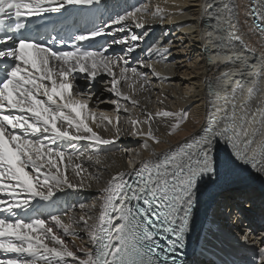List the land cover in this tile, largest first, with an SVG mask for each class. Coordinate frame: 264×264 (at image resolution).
I'll return each mask as SVG.
<instances>
[{
    "label": "snow or ice",
    "instance_id": "6c2138e0",
    "mask_svg": "<svg viewBox=\"0 0 264 264\" xmlns=\"http://www.w3.org/2000/svg\"><path fill=\"white\" fill-rule=\"evenodd\" d=\"M100 3L0 0V46L11 42L10 47H0V212L9 214L0 217V252L15 254L14 258L0 259V264H182L177 256L186 247L195 211L209 187L227 182L240 164L264 174V0H247L242 6L231 0H213L206 6V10L214 9L216 20L215 29L207 33L213 46L234 50L238 60L243 53L245 68L250 60L256 63L247 77L241 71L240 78L230 85L225 73L226 82L211 94L208 120L201 133L160 153L153 146L163 141L155 135L153 123L164 118L162 122L170 128L167 135L171 136L187 121L188 113L183 109L162 110L155 115L142 111L143 120L132 116L128 105L132 109L139 106L133 78L143 89L145 76L126 66L125 57L106 55L107 46L103 50L80 46L112 36L113 31L96 27L76 33L71 37L73 48L68 51H57L23 34L28 28L27 18ZM237 7L242 8L241 13ZM159 12L157 7L151 15ZM146 13L147 6L136 8L117 16L112 25L131 21L141 28ZM241 14L247 31L241 25ZM139 39L133 34L111 43L126 45L125 51L131 53ZM53 42L64 44L55 35L48 41ZM224 60L234 62L231 56ZM140 63L159 77L150 64ZM101 73L111 77V88L106 91L118 97L108 101L115 105L112 114L100 111L97 115V110L90 107L94 93L76 82L77 74H81L91 85ZM122 81L128 92L121 91ZM121 110L128 113L125 119L131 135L143 138V143L141 151L127 157L125 170L112 172L105 179V173L90 171L84 162L103 163L99 146L113 144L119 138ZM92 125L105 131L112 125L116 137L104 138ZM140 125H147V131ZM82 141L91 146L88 151L76 150ZM63 144H71L74 151H67ZM218 144H224L227 151L220 154ZM142 152L149 154L147 159L141 158ZM69 169L76 182L70 179ZM86 182L89 188L96 183L101 195L89 206L91 211H82L78 218L69 215L65 222L59 214H53L49 223L41 216L28 221L17 216V210L27 211L36 199L51 202L58 191L84 188ZM230 199L235 204L228 207H235L238 213L235 222L244 245L256 247V264H264V234L257 238L250 227H243L244 204L250 201L243 193ZM80 207L83 210L85 206ZM81 229L90 247L73 250L65 237L75 239ZM77 251H84L85 256H77Z\"/></svg>",
    "mask_w": 264,
    "mask_h": 264
},
{
    "label": "bare ground",
    "instance_id": "6f19581e",
    "mask_svg": "<svg viewBox=\"0 0 264 264\" xmlns=\"http://www.w3.org/2000/svg\"><path fill=\"white\" fill-rule=\"evenodd\" d=\"M212 2L213 0H111L112 8L117 16L147 6V13L143 16L145 20L143 27L136 28L131 21H125L120 26L125 29L122 32L125 38H130L131 35L135 34L140 39L135 42L133 52H125L124 55L117 54V56L127 57L131 54L132 57L127 59L128 64L126 66L136 68L146 78L143 89H141L139 81H135L133 78V86L136 90L134 98L139 101V106L132 109L131 105H128L132 116L143 120L142 111L151 112L155 115L162 110L176 112L183 109L188 113L187 121L180 130L171 136L167 135L170 128L162 122L164 118L153 123L155 135L163 141L162 144L153 146L157 153L170 147L174 148L177 143L183 142L187 137L199 135L208 120L207 110L211 107L209 101L213 98L211 94L219 90L226 82L224 74H228L227 82L230 85L231 82L240 78L239 73L241 71H244V75L247 77V72L252 70L251 65L256 63V61L250 60L248 67L245 68L243 53H240L238 60L234 50L213 46L211 38L207 37V33L213 31L216 26V20L213 18L214 9L206 10V6ZM231 2L238 6L247 4V0H231ZM157 7L160 9L159 14L157 16L151 15V13L156 12ZM237 12L241 13L242 8L237 7ZM239 19L242 27L247 31V27L243 25L244 16L242 14ZM250 23L251 21H249ZM129 43H132L130 39ZM143 48L146 50L143 51ZM193 52L200 54L201 62L194 60V58L191 59ZM218 53H220L219 56ZM259 55L260 52L257 50V58ZM225 56H231L234 62L225 61ZM141 61L145 65L150 64L160 74L159 77L153 75L150 68L142 66ZM99 76L105 77L103 83L108 84L111 88V77L106 73L98 74L97 77ZM79 78L81 79V74L77 75L76 82L82 88ZM119 87L123 92L129 91L123 81ZM107 95H105L106 99L110 96H113V100L118 99L114 94L110 95V92ZM120 102L128 104L127 101L121 100ZM100 107H103L102 111L107 109L105 104ZM113 107L115 109V105ZM105 112L112 114L110 111ZM120 115L121 134L119 138H116L113 144L99 146V154L104 157L103 163L95 165L86 160L84 162L90 171L99 170L105 173V179L112 172L125 170L127 157L136 151H141L140 145L143 143V138L131 135V126L125 119L128 113L121 110ZM92 127L104 138L113 139L116 137V131L112 125H108L107 131L104 128H96L95 125ZM147 127V125H140V128L145 132ZM61 146L69 152L74 151L71 144ZM90 147L82 141L76 145V150L88 151ZM217 151L223 154L227 151L226 146L218 144ZM148 155L147 152H142L141 158L147 159ZM68 175L70 179H73V182H76L77 178L71 169H69ZM229 187L230 189H228ZM236 193H243L245 198H253L259 201V194L264 195V174L240 164L233 170L227 182L209 187L208 191L201 196L195 211L193 230L187 239L189 244L194 240L196 241V253L191 255L192 258L188 259L186 264H256L258 249L252 245L240 244L242 239L235 222L238 213L235 207H228L235 204V201L230 197ZM100 195L96 183L93 182L89 188L86 182L84 188L71 189L65 187L55 194L51 202L36 199L32 204L46 209L51 204L60 202L64 207V215L61 218L67 222L69 215L78 218L82 211H91L89 206L97 203ZM80 205L85 206L83 210ZM259 213L264 216V207L259 206V208L254 209L252 204H249V206L244 207V220ZM47 220L51 223V218ZM227 231L233 235L230 236ZM65 239L73 250L86 246L90 247L87 236L82 229L78 231L77 238L65 237ZM218 241L226 248L218 247L220 245L217 243ZM76 255L84 257L85 252L77 251Z\"/></svg>",
    "mask_w": 264,
    "mask_h": 264
},
{
    "label": "rangeland",
    "instance_id": "374dc122",
    "mask_svg": "<svg viewBox=\"0 0 264 264\" xmlns=\"http://www.w3.org/2000/svg\"><path fill=\"white\" fill-rule=\"evenodd\" d=\"M154 36H155V33H154ZM157 41H158V38H157ZM154 42H155V40H154ZM144 50H146V49L143 48V51ZM131 57H132V55L130 54V55H128L125 58L128 59V58H131ZM193 58H194V60H196L198 62H201L202 61L201 56H200V54L198 52H193L191 54V59H193ZM145 75H147V72H145ZM78 80H80V83L82 85V88H84L86 90H90L91 91L92 85H97V89L91 91V92L94 91L95 98H93L94 100H92V102L90 103V107H92L93 109H96L97 110V113H98V112H100V111L103 110V107H100V106L102 104H105L106 105V108H107L105 111L113 112V110H114V107H113L114 104H112V103H110L108 101L113 100L114 98H113V96H110V97H108V99H106V96H105V95L109 94V91H106V89L110 88L108 86V84L103 83V81L105 80V77H102V76L97 77V80L95 82H93L91 85H89L88 82L85 79H83V78H81V79L79 78ZM100 81H102V83H100ZM110 95H113V93L110 92ZM101 101H104V102H101ZM228 189H230V187ZM253 193L258 194L259 192H253ZM259 196H260L259 201H256L253 198L250 199V198L247 197L246 199H248L250 201V203L244 204V207L249 206V204H252V208H254V209L255 208H259V206L260 207H264V195L263 194L262 195L259 194ZM259 215H262V214L259 213ZM197 238H198V236H197ZM188 264H191V263H188Z\"/></svg>",
    "mask_w": 264,
    "mask_h": 264
}]
</instances>
